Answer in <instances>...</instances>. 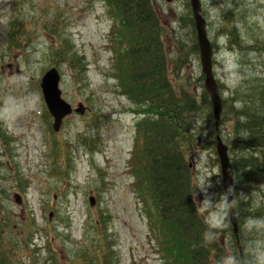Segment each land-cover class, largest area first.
Returning <instances> with one entry per match:
<instances>
[{
    "label": "rangeland",
    "instance_id": "rangeland-1",
    "mask_svg": "<svg viewBox=\"0 0 264 264\" xmlns=\"http://www.w3.org/2000/svg\"><path fill=\"white\" fill-rule=\"evenodd\" d=\"M153 2L164 26L170 79L177 91H189L201 101L203 73L199 54L190 48L197 33L187 22L188 0ZM240 2L249 6L252 24L264 34V0ZM229 4L232 0H203L208 32L216 43L214 70L224 100L237 83L240 65L239 50L227 47L218 34L220 8ZM115 24L103 0H0V123L10 149L9 153L1 141L5 138L0 137V184H6L5 204L24 228L27 248L18 253L25 264H53L47 257L53 260L56 255V264H80L77 248L83 245L90 254H115V264H164L167 254L155 228L154 209L137 189L141 184L134 171L139 166L138 123L144 118L119 87L121 77L114 76L123 67L122 51L128 42ZM21 27L27 32L16 34L21 47L11 46L14 31ZM62 38L82 58L85 84L67 62L53 57L51 49ZM53 66L61 71L65 99L73 107L84 103L88 108L84 115L69 116L59 132L51 130L52 119L45 114L39 87L43 72ZM211 116L203 106L194 117L196 143L188 162L199 212L227 243L229 214L226 217L215 142L220 134L214 131ZM220 126L221 136L231 146L232 119ZM81 141H90L91 146ZM15 184H23L24 190ZM16 193L23 199L21 205ZM31 219L37 224L35 233L28 232ZM14 235L9 236L17 242L18 234Z\"/></svg>",
    "mask_w": 264,
    "mask_h": 264
},
{
    "label": "trees",
    "instance_id": "trees-1",
    "mask_svg": "<svg viewBox=\"0 0 264 264\" xmlns=\"http://www.w3.org/2000/svg\"><path fill=\"white\" fill-rule=\"evenodd\" d=\"M103 1L114 15L115 28L127 36L122 51L123 67L114 76L121 77L118 85L123 94L144 114L138 123L139 166L134 171L141 181L137 189L156 215L155 228L163 237V251L167 254L164 264H264V34L252 24L249 6L232 0L233 5L220 8L218 34L225 39L227 47L240 53L237 83L233 85L229 102L225 99L222 119V125L232 119L230 151L235 169L232 206L238 217L239 232L235 233L226 218L230 239L222 243L218 230L199 212L197 186L188 162L196 143L194 117L203 106L213 117L209 95L203 86L201 101L189 91L175 90L169 77L164 26L152 0ZM188 10L187 22L195 29L189 2ZM203 14L206 15V8ZM25 32L16 30L10 45L20 48L16 34ZM69 48L62 38L60 45L51 49L53 57L67 62L85 84L86 78L81 76L84 62ZM190 48L198 54L197 42ZM211 121L215 125L214 118ZM214 131L218 132L216 127ZM6 136L1 121L0 137L5 138L1 141L9 149ZM82 143L91 146L90 141ZM15 186L24 190L23 184ZM8 197L6 184H0V264H25L17 253L27 248V239L21 221L18 223L13 210L5 204ZM225 213L228 217L227 206ZM97 224L94 228L100 231ZM36 229L37 224L31 219L28 232L35 233ZM12 232L14 236L18 234L17 242L9 236ZM46 249L49 256L48 245ZM77 252L80 264H115V254L111 252L90 254L84 245ZM47 258L53 264L58 263L57 256L53 260Z\"/></svg>",
    "mask_w": 264,
    "mask_h": 264
},
{
    "label": "water",
    "instance_id": "water-1",
    "mask_svg": "<svg viewBox=\"0 0 264 264\" xmlns=\"http://www.w3.org/2000/svg\"><path fill=\"white\" fill-rule=\"evenodd\" d=\"M171 1V0H168ZM191 6L198 31V40L201 49V63L203 72L206 74V88L209 91L217 122L221 118L223 111L222 100L219 94L217 81L213 73V47L207 34V21L203 17L201 0H190ZM60 74L56 68L50 69L42 79V88L49 110L55 118L54 128L56 131L60 130L64 117L72 113V106L62 98V91L59 88ZM84 114L85 107L81 103L76 110ZM217 152L219 155L223 185L227 196L228 205H231L233 199V184H234V169L230 161L228 146L223 142L220 136L217 137ZM92 203L94 199L92 198ZM231 221L237 229V219L234 211L231 209Z\"/></svg>",
    "mask_w": 264,
    "mask_h": 264
},
{
    "label": "bare ground",
    "instance_id": "bare-ground-1",
    "mask_svg": "<svg viewBox=\"0 0 264 264\" xmlns=\"http://www.w3.org/2000/svg\"><path fill=\"white\" fill-rule=\"evenodd\" d=\"M229 51H230V49H229ZM227 134V133H226ZM226 137V136H225ZM227 140V139H226ZM227 143H228V141H227Z\"/></svg>",
    "mask_w": 264,
    "mask_h": 264
}]
</instances>
